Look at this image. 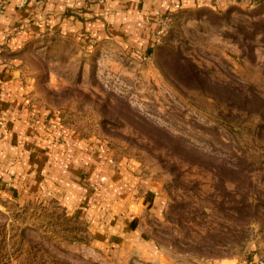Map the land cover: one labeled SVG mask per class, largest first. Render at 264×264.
I'll return each mask as SVG.
<instances>
[{"label": "rangeland", "instance_id": "1", "mask_svg": "<svg viewBox=\"0 0 264 264\" xmlns=\"http://www.w3.org/2000/svg\"><path fill=\"white\" fill-rule=\"evenodd\" d=\"M175 2L147 48L33 30L9 52L30 124L0 145V264L264 259V0Z\"/></svg>", "mask_w": 264, "mask_h": 264}, {"label": "crops", "instance_id": "2", "mask_svg": "<svg viewBox=\"0 0 264 264\" xmlns=\"http://www.w3.org/2000/svg\"><path fill=\"white\" fill-rule=\"evenodd\" d=\"M18 2L0 0L3 6L0 12V121L4 122L0 126V145H7L8 151L9 145L20 149L19 130L27 129L30 124L28 113L26 118L19 113L24 99L23 86L16 77V62L8 55L25 35L33 30H54L81 41L115 37L136 48H147L156 38L158 14L167 12L176 3L175 0H30L25 8H19ZM18 164L19 159L13 156L9 162L0 163V179L3 181L10 173L20 176L16 172ZM53 165L58 170L62 163L54 161ZM47 166L39 168L44 170ZM20 188L23 191L25 186L15 181L11 194L21 192ZM67 189L62 193L64 199L73 202L76 191L73 187ZM248 259L239 264H248L251 260ZM231 261L219 263L232 264Z\"/></svg>", "mask_w": 264, "mask_h": 264}, {"label": "built area", "instance_id": "3", "mask_svg": "<svg viewBox=\"0 0 264 264\" xmlns=\"http://www.w3.org/2000/svg\"><path fill=\"white\" fill-rule=\"evenodd\" d=\"M30 3V0H19L18 2V7L19 8H24L26 7L28 4ZM0 12H3V6L2 4H0ZM167 20L169 18H166ZM248 264H264V259L260 258V257H253Z\"/></svg>", "mask_w": 264, "mask_h": 264}, {"label": "trees", "instance_id": "4", "mask_svg": "<svg viewBox=\"0 0 264 264\" xmlns=\"http://www.w3.org/2000/svg\"><path fill=\"white\" fill-rule=\"evenodd\" d=\"M262 22H264V20H262Z\"/></svg>", "mask_w": 264, "mask_h": 264}]
</instances>
